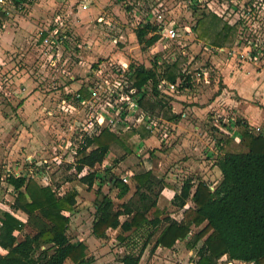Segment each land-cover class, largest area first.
<instances>
[{
  "label": "trees",
  "instance_id": "1",
  "mask_svg": "<svg viewBox=\"0 0 264 264\" xmlns=\"http://www.w3.org/2000/svg\"><path fill=\"white\" fill-rule=\"evenodd\" d=\"M155 30L149 20L144 23L135 31L138 43L145 48L153 46L159 36L149 35ZM193 32L205 45L220 48L232 47L236 38V27L223 23L213 13L201 14ZM158 61L157 58L151 68L129 66V76L141 94L140 105L148 114L164 108L160 80L164 78L174 83L180 75L177 64L159 67ZM159 69H163L161 73ZM149 85L153 99H148ZM78 93L82 99L91 96L86 88ZM237 125V139L245 151L222 152L216 164L221 171V181L215 188L200 179L197 184L192 179L185 181L172 203L183 208L194 197L196 209H188L179 221L163 217L165 212L157 208L164 182L152 171L133 174V187L122 178L112 176L111 169L98 172L114 145L125 147L124 138L108 129L99 135L84 137L76 151L75 168L77 173L86 167L94 169L80 182L89 189L99 185L94 203L93 235L105 239L110 229L120 231L118 241L125 243L128 250L121 264H140L150 246L154 253L160 247L172 249L179 242H186L187 248L193 252L190 260L193 264H219L224 258L231 262L264 264V134L254 132L242 120ZM143 128L147 135H151ZM106 181L118 190L117 199L120 201L126 199L132 189L135 193L131 199L117 205L102 192ZM6 182L14 190L15 206L27 215L28 220L24 223L10 212H1L0 248L7 253L0 254V264H92L86 244L72 243L67 235L71 221L66 214L77 206L76 191L60 197L53 188L44 187L27 175H9ZM158 187L159 191H154ZM123 216L127 217L124 222L120 220ZM28 226L36 234L28 235L20 242L15 232L22 233ZM137 239L142 240L138 249Z\"/></svg>",
  "mask_w": 264,
  "mask_h": 264
},
{
  "label": "crops",
  "instance_id": "2",
  "mask_svg": "<svg viewBox=\"0 0 264 264\" xmlns=\"http://www.w3.org/2000/svg\"><path fill=\"white\" fill-rule=\"evenodd\" d=\"M84 6L86 9L83 8ZM118 8L119 5H116L114 0H35L28 2L26 7L23 8V12L15 13L6 17V19H4V28L0 30V65H3L4 69H14L12 70L9 84L13 85V93H15L13 89H15L16 86L18 87V89H16V97L18 98L19 96L21 99L18 111L16 113H7V116L5 114L6 119L19 118L22 122H26L27 125L28 122L43 123L51 119L50 117L56 114H61L62 102L64 99L69 102L71 97L87 84L88 74L86 71L89 66L99 63L103 67H106L107 61L104 62L101 61V59H107L110 57V51L117 48L116 43L118 41H125V39H128L125 32H123L124 28L127 29V27L124 26L125 15L120 14L119 16H115L117 14L114 15L112 13L113 11H117ZM23 13H25V15H22ZM61 21L66 23V29H68L67 33H74L79 42L86 45L84 50H78L75 44L71 43V45L74 46L73 48V46L71 47L66 43V48L62 51L61 55L63 56V60H67V58L72 60L71 62L73 64L71 69L73 76L75 77L72 81L69 80L68 77L61 75L60 66L56 69L51 66L49 57L42 52V43L39 44V41L41 40H39V29L41 27H43L44 31L52 29L58 26ZM98 23L100 26L104 25L107 28V31L109 30L111 32L116 29L119 40L117 37H113L115 40L113 38L109 40V34L106 33L107 31H101V29L97 28L96 24ZM111 28L113 30H110ZM121 31L122 33L119 34ZM132 35V38L131 36L130 38L134 40L135 43H138L135 31H133ZM151 36L152 35H149V37ZM199 42L201 45H205V43H202L201 41ZM156 46L160 48L158 50L159 53L165 54L168 49L172 48L173 44L167 40L159 38V40L153 46L149 47V49L155 48ZM1 47H4L5 49L3 50ZM73 49L74 52L70 54ZM14 53H16L14 57L18 56L20 57V61H24V63H20V66H18L20 61L16 64L12 58ZM71 55H74L75 58H72ZM78 57L83 58V66L78 65ZM157 63L159 65V61ZM120 64L131 66L126 59ZM253 64L254 63H251L249 66L250 68L244 70L233 68L231 62L228 64L222 63L216 66V69L220 71V81L224 82V88L222 89L219 88L220 86L217 84H213L215 78L214 72L210 74L208 79L206 81L204 80L202 84H191L187 89L181 88L177 93H161V98L164 99V108H157L155 111H161V116L157 117V119L169 128L170 139L161 140L156 136L147 135V132L144 131L143 127L138 130H132L117 135L121 138L125 134L132 133L129 139L132 140L135 138L136 140H139L137 149L141 152L147 151L149 148L152 150H158L156 151L157 156L156 154H147L145 157L141 158L139 162L137 161L139 159L136 157L128 158L124 161L125 163H123L125 164L124 167H126L127 163L128 166L131 165L133 168L139 163L138 169L140 172L152 171L157 177L163 180L164 188L161 191L157 205L159 210L165 212V207L173 201L174 196L177 193H180L182 189L175 191L174 189H169L167 186V182L169 183V181H171L167 177H174L173 172L166 177L164 175L167 171L168 164L172 159H177V157L183 159L180 163L183 165L180 167L181 169L195 164L197 171H202V176H200V178H197L196 180L189 178L192 179L194 184H197L196 182H198L199 179L210 184V182L214 181L212 178L216 172H218L221 177V171L216 164L219 156H221L224 151H219V147L216 146L217 141L213 130L215 128L220 129L221 131L224 130L220 126L218 119H221L224 116L226 118L227 111H229L227 117L230 122H236V116H239L242 122L249 125L253 131L258 132L257 128L264 129V67L259 65L255 66ZM243 67L246 68L245 66ZM0 89H2V87H0ZM63 91L64 94L62 95L61 93ZM166 106H168L167 109ZM165 110H168V113H165ZM233 110H235L234 113ZM80 111L81 107H78L76 110L71 111V114L76 113L80 118V115L78 114L81 113ZM231 113L233 114L232 118ZM40 123H38V127L41 125ZM78 124L79 122L75 120L73 127L75 128ZM235 124L237 125V122ZM27 129L28 125L26 128L22 127L21 129L22 138L25 137L26 141H28ZM233 129L234 135L238 137L239 126H233ZM170 141L173 143L177 141L178 143L175 145L173 144L174 146L169 144L171 146L169 150L164 151L163 148L167 147L166 144ZM26 145L28 148L25 151L29 155V147H31V144L28 141ZM113 147L102 166L98 168V172L104 173L106 170L111 169L112 176H118L119 178L128 177L131 180L132 175L137 172H134L130 167L126 168L128 170H126V173L122 176H119L118 173L114 172V167L120 170L123 163L119 162L113 167V162L110 161ZM124 150L126 153H128V151L131 152V150H128L126 147ZM73 154L74 158L71 163L74 164L73 169L79 177L80 182L82 177L92 173L94 169L86 167L81 173H77L75 168L76 154L75 152H73ZM28 155L25 154L24 157H29ZM133 156L135 157V155ZM137 156L140 158L141 155L137 154ZM41 181L42 182H37L44 187L53 188L60 197H63L68 192L75 191L71 190L59 194L54 188L52 180L42 178ZM107 183L111 182L106 181V183L103 184V187L107 185ZM83 185L88 188L87 185ZM96 186L99 190L98 184H95L92 188L94 189ZM112 189H115L113 188V185ZM115 190L118 193V190ZM133 191L135 193L134 189L132 192ZM76 192L78 193V206L79 191L76 190ZM132 192L127 196L128 199L126 197L122 202L131 199L134 195ZM104 194L110 196L109 193ZM96 198L97 195L95 193L94 203ZM191 207L192 209H196L194 197H192L183 208L177 207L180 212V219L177 220L179 221L183 219L185 212ZM76 209L77 208H75L74 211L67 213L66 217L70 218ZM19 212L21 216L17 214L13 215L17 216L18 219L24 223H27V215L21 211ZM95 212L96 207L94 204L91 231L92 238L98 239L93 235ZM154 212L155 209L152 210L149 217H151ZM170 217L172 219L175 218L172 214ZM126 219L127 217L123 216L120 220L124 222ZM71 227L67 234L70 241L75 244L83 242L79 240L75 241L70 238L69 233ZM26 228L31 227L28 226ZM110 231L117 232L115 238L118 241L120 231L110 229L107 232V235H109ZM19 234L21 233L15 232V235L21 242L23 240L19 239ZM157 250L162 251L168 249L160 247ZM0 251L3 255L7 253V251L2 250L1 248Z\"/></svg>",
  "mask_w": 264,
  "mask_h": 264
},
{
  "label": "rangeland",
  "instance_id": "3",
  "mask_svg": "<svg viewBox=\"0 0 264 264\" xmlns=\"http://www.w3.org/2000/svg\"><path fill=\"white\" fill-rule=\"evenodd\" d=\"M114 2L116 5H119V8L112 13L114 15L117 14L115 16H119L120 14L125 15L124 26L127 27V29L124 28L123 32H125L128 39H125V41H118L116 43L117 48L110 51V57L107 59H101V61H110L109 63L116 62L117 64H120L126 59L130 65H144L147 68H151L154 66V62L158 58V60L162 62L161 65H158L159 67L171 65L173 63L177 64V71H180L179 76L182 75L184 68H188L192 73H196V70L199 68L213 67L215 72L213 84H217L221 89L224 88V82L220 81V71L216 69V66L222 63L228 64L231 62V66L239 70L250 68L249 66L251 63H254L253 65L255 66L259 65L264 67V0H234L231 2L226 0H203L202 3L189 9L185 7L184 0H114ZM160 3H164L166 8L171 12H174V16H178V18L181 19L183 26L195 27L203 13L206 15L213 13L220 18L223 23L227 22L231 25L233 24L232 26L236 27L235 42L232 47L225 48L228 51L233 48L236 49V54L229 56L227 53L219 52L217 48L220 49V47L201 45L197 39L196 33H194L192 39H183L181 45H173L171 49H168L167 52L165 51V54L159 53L158 50L160 48L157 46L149 49L145 48L143 45L141 46L138 43H135L134 40L131 39L133 31L141 28L146 20L154 22L150 17V12L152 7L158 6ZM18 12H23V10ZM22 15H25V13ZM242 15H245V18H243ZM4 19H6V17L2 16V19L0 20L1 30L4 28ZM98 24H96L97 28L101 29V31L107 29L104 25H101V27L100 24ZM40 29L39 34L43 30V27ZM110 30L113 29L111 28ZM106 33L109 34V40L113 37H117L119 40L116 29L111 32L108 30ZM121 33L122 31L119 34ZM72 34L75 36L74 33ZM41 42L42 40L39 41V44H41ZM68 45L71 47L73 46L70 41L68 42ZM255 45L259 48L258 52H261L255 54V62L241 57L242 54L247 55L254 53L253 46ZM1 48L3 50L5 49L4 47ZM73 52L74 49L70 54ZM15 54L16 53L12 55V58L17 64V62L20 61V57H14ZM71 56L72 58H75L74 55ZM20 63L22 64L24 61H20L18 66H20ZM0 68H2L0 69V87H2V89H0V216L1 212L5 211L21 216L20 212L14 206V190L6 182V178L9 175L16 177L27 175L33 177L38 182H42V178L52 180L54 188L59 194L71 190H78L79 203L74 214L70 216L72 225L69 233L70 238L75 241H83V243L87 244V255L93 260L92 264H121V259L128 250L125 247V243L116 240L115 237L117 232L110 231L107 238L102 240L92 238L91 225L94 214V199L98 187L96 186L94 189L92 188V190L80 183L79 177L73 169L74 164L71 163L74 158L73 152L79 148L83 142L84 135H86L85 133L80 132V129L77 127L78 125L75 128L73 127L74 121L77 120L79 124L87 122L86 115L91 113V106H88V108L86 107L84 110L81 108V113H78L80 118L76 113L71 114L70 111L67 113L61 111V114H56L50 117L51 119L46 122H28L27 137L31 144L28 155L25 151L28 148L26 145L28 141H26L25 137L22 138L21 134L22 127L26 128L27 126L26 122H22L19 118L6 119L5 117V114L7 116V113H16L18 111L19 102L21 100L19 96L18 98L16 97V89H18V87L16 86V88L13 89L15 92L13 93V85L9 84L10 76L14 69H4L3 65H0ZM162 70L163 69H159V73H161ZM149 90L150 93L148 99H153L151 85H149ZM61 94L63 95L64 91ZM74 107L78 108L77 104H75ZM167 107L168 106H166V109ZM234 111L235 110H233V113ZM164 112L168 113V110H165ZM228 112L229 111L226 113V118L224 116L221 119H218L220 126L224 130L221 131L216 128H213L214 130L212 129L217 141L216 146L219 147L218 149L221 152L226 150L239 153L244 152L245 147L238 141L233 132V126L237 127L235 123L241 119L239 116H236V122H230L227 117ZM153 114L151 116H154L157 119V117L161 116V111H155ZM232 117L233 114L231 113V118ZM38 123L41 124L39 127ZM131 135L132 133H129L121 137L124 138L123 140H126V142L123 141V144L128 150H131V153H126L124 150L125 147L122 145H114L110 157V161L113 162V167L119 162L123 163L128 158L137 157V159H139L137 161L139 162L140 159L147 154H156L157 156V149L152 150L149 148L147 151L142 152L137 149L139 140H136L135 138L130 140L129 138ZM177 143V141L174 143L170 141L166 144L167 147L163 148L164 151L169 150L171 144L175 145ZM25 154L29 157H24ZM137 154L141 155L140 158H138ZM133 155H135V157ZM182 161L183 159L177 157V159H172L168 164L167 171L164 174L165 177L172 172L174 175L172 178L170 176L167 177L171 180L169 183L167 182L169 189L179 191L187 179L192 178L196 180L202 176V171H197L195 164L181 169L180 167L183 165L180 163ZM124 163L120 170L115 167L113 169L114 172L119 174V176L126 173V170H128L126 169L127 167L133 169L134 172H140L138 169L139 163L135 165L134 168L131 165L128 166L127 163L126 167H124ZM212 180L214 181L210 182L211 187L215 188V186L221 181L218 172L214 174ZM129 184L133 187L132 180H129ZM154 191L158 192L159 187L154 189ZM103 192L109 193L117 205L122 203V201L116 198L117 191L112 189L111 183H107V185L103 187ZM132 194H134V191ZM165 209L166 216L170 217L172 214L175 217L173 219H180V212L177 207L172 204V201L165 207ZM35 232L36 231L32 228H26L24 232L19 234V239L24 240L28 235L34 236ZM137 243L138 249L142 245V240L137 239ZM151 249V246L147 249L140 264H192L190 260L193 252L187 248L186 242H179L172 249L162 251L157 250L154 253L151 252ZM225 262L226 260L224 258L219 264H224ZM66 264L72 263L67 262Z\"/></svg>",
  "mask_w": 264,
  "mask_h": 264
},
{
  "label": "built area",
  "instance_id": "4",
  "mask_svg": "<svg viewBox=\"0 0 264 264\" xmlns=\"http://www.w3.org/2000/svg\"><path fill=\"white\" fill-rule=\"evenodd\" d=\"M32 1L35 0H0V20L2 16L8 17L19 13L18 11L23 10L27 3ZM202 2L203 0H184L185 7L188 9ZM83 8L86 9L85 6ZM150 17L154 20L151 23L156 27L155 32L150 35L155 34L159 38L169 41L174 46L176 44L181 45L185 38L192 39L194 37V26H183L181 19L178 16H174V12L166 8L164 3L152 7ZM242 17L245 18V15H242ZM66 27V23L61 21L58 26L52 29L42 30L39 35L42 40V52L49 57L51 66L54 69L60 66L61 75L68 77L72 81L75 79L71 69L72 60L70 58L63 60L62 51L69 41L74 43L78 50H84L86 45L79 42L78 38L73 34L67 33ZM217 50L221 53H227L229 56L236 54V49L234 48L229 51L226 48H217ZM253 51L254 53L242 54L241 57L255 61V54L261 52H258L259 48L257 45L253 46ZM78 59V65L83 66V58L78 57ZM109 62L107 61L106 67L98 63L89 66L87 69L88 81L82 88L88 89L91 95L90 98L82 99L78 91L71 97L69 102L64 99L61 110L65 112L76 110L74 107L76 103L78 107L83 109L91 106V113L86 115L87 122L77 126L80 132L86 134L84 137L99 135L104 129L121 135L145 127L152 136H156L161 140L170 139L169 128L164 123H161L159 119L150 116L142 110L140 105L141 94L134 87V83L129 76V66ZM161 63L159 61V65ZM196 71V73H192L188 68H184L182 75L174 83L162 78L159 83V91L163 94L177 93L181 88L187 89L191 84H202L204 80L208 79L210 74L214 73L213 67L199 68ZM257 131L264 134V129L257 128ZM76 151H74L75 154ZM122 179L123 182L129 183L130 179L128 177H123ZM224 264L255 263L226 261Z\"/></svg>",
  "mask_w": 264,
  "mask_h": 264
},
{
  "label": "water",
  "instance_id": "5",
  "mask_svg": "<svg viewBox=\"0 0 264 264\" xmlns=\"http://www.w3.org/2000/svg\"><path fill=\"white\" fill-rule=\"evenodd\" d=\"M226 1L231 2V1H234V0H226Z\"/></svg>",
  "mask_w": 264,
  "mask_h": 264
}]
</instances>
